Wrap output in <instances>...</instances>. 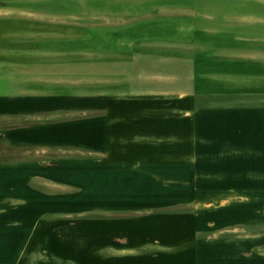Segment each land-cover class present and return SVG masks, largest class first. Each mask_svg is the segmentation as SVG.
<instances>
[{
	"label": "rangeland",
	"instance_id": "1",
	"mask_svg": "<svg viewBox=\"0 0 264 264\" xmlns=\"http://www.w3.org/2000/svg\"><path fill=\"white\" fill-rule=\"evenodd\" d=\"M52 5L61 12L57 54L44 50L41 62L17 66L29 70L17 86L36 92L22 106V122L12 123L26 126L16 131L23 140L0 142V164L6 166L0 174V201L27 198L30 212L19 211V217L44 212L49 232L95 243L101 218L110 226L117 218L147 214L211 215L221 229L232 227L241 236L243 228L251 235L264 230V133L253 128L244 137L236 130V139L252 142L253 150L246 153L250 159L237 148L229 160L202 161L201 166L219 170V175L214 184H199L205 191H196L138 172L137 161L158 153L183 154V149L164 153L121 144L114 141L110 124L101 122L116 111L131 114L125 106L130 100L123 99V105L115 98L116 91L126 89L153 91L166 84L176 96L210 75L225 85L264 90V78L255 77L264 76V0H57ZM68 10L70 17L62 14ZM54 23L56 28V19ZM245 39L254 40L252 62H244L245 54L249 57ZM244 69L251 71L252 80L237 79ZM218 145L223 151L228 144ZM159 169L177 180L186 174L179 165ZM195 194L211 207L178 205ZM162 202L173 204L150 208Z\"/></svg>",
	"mask_w": 264,
	"mask_h": 264
},
{
	"label": "crops",
	"instance_id": "2",
	"mask_svg": "<svg viewBox=\"0 0 264 264\" xmlns=\"http://www.w3.org/2000/svg\"><path fill=\"white\" fill-rule=\"evenodd\" d=\"M55 1L0 0V121H5V125H0L1 143L11 145L23 140L16 131H25L26 126L12 127V123L22 122L25 117L22 106L36 92L27 86H17L18 81H25L29 75L28 68L22 70L18 64L41 62L39 58L43 57L44 50L52 57V52L57 54L54 46L59 41L61 12L52 5ZM62 14L71 15L70 10ZM55 19L56 28L52 26ZM253 42V39L244 40L247 47L244 50H248L250 57L245 54L244 62H252ZM243 71L239 78L235 72H230V76L253 79L250 70ZM255 77L264 78L263 75ZM201 78L207 81L193 84L191 90H179L176 96L166 84L160 90L115 92L117 101H123L121 104L124 105L123 99L130 100L125 106L133 111L128 117L117 111L113 117H101V122L110 124L107 126L113 131L114 141L164 153L177 148L184 150L179 155L158 153L147 160H136L140 162L141 175L205 191L199 184L210 181L214 184L219 170L201 166L202 161L217 164L229 160L235 157L237 148H243L244 158L250 159L246 153L253 150L252 142L236 139V130L244 137L251 136L253 128L264 133V90L254 89L250 84L242 88L231 83L225 85L220 80H212L210 75ZM139 95L143 97L140 99ZM221 100L232 104L216 103ZM219 143H227L226 150L220 151ZM178 165L186 170L178 180L166 177L168 174L159 169ZM5 167L0 164V174ZM196 196L178 205L203 206L200 210L211 207L210 201L198 200ZM172 204L162 202L150 208ZM31 205L27 198L0 201V264H264L262 227L258 228V235H251L252 232L243 228L241 236L232 227L221 229L211 215H137L117 218L110 226L107 218H101L100 240L95 243L87 237L78 241L70 235L67 238L64 232L54 229L49 232L44 223L50 221L44 218V212L26 217L17 215L30 212ZM109 230L115 233L109 234ZM48 240L53 242L52 246Z\"/></svg>",
	"mask_w": 264,
	"mask_h": 264
}]
</instances>
